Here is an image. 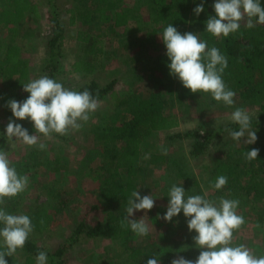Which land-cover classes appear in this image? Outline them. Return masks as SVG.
I'll use <instances>...</instances> for the list:
<instances>
[{"label":"rangeland","instance_id":"rangeland-1","mask_svg":"<svg viewBox=\"0 0 264 264\" xmlns=\"http://www.w3.org/2000/svg\"><path fill=\"white\" fill-rule=\"evenodd\" d=\"M32 1L39 7V16L38 18L27 16L19 26L17 37V44L22 49V56L29 63L31 74L29 81L22 82L21 86L13 89L15 93L18 92L21 95L22 101L30 95L23 90V85L37 79V75L42 70L47 53V43L51 36L48 0ZM214 3L215 0H211L210 11L213 16H215ZM88 4L91 9L92 3ZM88 4L83 3V0H57L60 18L67 31L62 58L64 71L59 75L58 82L75 91H78L91 78L71 73L72 65L86 55V50L82 48L81 42L77 39L78 32L84 30L92 34L104 33V27H98L91 22L87 23L88 21L80 15L89 11ZM126 4L131 6L133 1L127 0ZM70 10H74L76 16L80 15L73 24H71ZM142 14H146L145 10ZM253 23L255 24L254 20ZM244 25L246 21H241V26ZM118 32V34L111 33L107 37L110 61L107 62L105 69L96 73V77L103 84L113 79L118 80L115 96L100 102L98 109L90 114V119L87 122H81L82 127L79 130L70 129L66 135L51 134L50 138L35 133L39 137L37 145L28 146L17 140L10 142L4 149L8 153L12 166L17 170L24 169L23 162L27 165L25 173L19 172L21 176L26 175L29 178V183L26 190L18 194L22 204L16 215L31 213L43 208L55 215L49 231L32 235V239L49 252H56L62 246L67 245L78 223L84 222L89 228L99 225V236L82 235L72 247H67L66 264H146L148 260L146 256L150 254V251L157 249L160 255L159 245L165 243L161 241L163 235L174 241H180L190 233L187 227L188 218L184 216L183 211L173 217L171 222L162 218L169 202L168 190L173 185L171 181L166 180L171 174L174 177L172 181L176 180L178 186H182L188 196L206 195V198L216 202L221 197L238 199L240 203L237 213L243 216L245 224L234 231L233 246L244 244L252 249L257 257L264 256V200H257L254 194L247 195L240 188L218 193L210 185L213 169L219 160L229 161L233 166L237 165L239 170L251 162L247 161L245 156L247 151L255 147L257 141L246 145L245 137L241 142H236L224 128L236 124L231 120V114L237 107L245 109L251 116V121L257 119L260 111L259 104L235 98L233 106L228 107L223 102L215 101L210 93H200L202 96L198 100L185 99L182 95L190 90L182 83L177 86L175 93L167 94L152 84L150 72L147 70L149 62L147 56L155 58L157 51L152 49L150 54L141 51L142 59L146 61L132 64L129 58L135 56L138 47L124 49L118 39L121 32ZM7 36L6 30L0 28V39H7ZM257 81L261 83L259 79ZM8 86V81L0 72V92ZM136 94L167 95L168 101L164 112L179 116L181 125L171 131L154 132L147 138L145 142L147 153L148 151L163 153L165 149L167 150V154H164L167 163L163 168H145V172L138 174L136 180L141 196L152 194L155 203L151 210L134 211L131 218L144 217L150 231L146 236H138L132 230L128 234L124 227L121 228L123 231L121 236L116 221L127 217L128 201L109 200L107 191L100 188L101 182L98 179L101 175L103 177L105 172L99 169L107 162V156L103 145L96 140L95 133L101 129V124L121 123L120 117L123 110L115 108L116 96ZM9 119L0 97V137L6 136ZM16 123L26 129L34 126L29 119L16 120ZM251 129L256 130L253 127ZM195 131H199L202 137L207 132L218 134L208 145L207 150L198 157L191 154L193 138L185 137L186 134ZM177 134H182L183 137L170 138ZM256 134L258 137L257 130ZM39 143L45 144L46 148L40 150ZM32 152L38 153L40 163H34L30 159ZM56 168L60 171L57 172ZM247 180L248 177L244 176L239 185L243 186ZM181 183L182 185H179ZM105 195L109 200L106 206L102 199ZM212 196L215 198L211 199ZM182 216L183 219L180 218ZM0 242L3 243L2 238ZM255 249L258 251L254 252ZM135 250H140L142 256L136 262L128 261L126 258ZM13 256L21 262L24 261L21 249H18ZM47 264H49L48 260Z\"/></svg>","mask_w":264,"mask_h":264},{"label":"trees","instance_id":"trees-1","mask_svg":"<svg viewBox=\"0 0 264 264\" xmlns=\"http://www.w3.org/2000/svg\"><path fill=\"white\" fill-rule=\"evenodd\" d=\"M133 5L128 6L127 0H83V3H92V8L83 15L85 21L91 20L98 27H104V33L92 34L84 30L78 32V41L82 48L86 50V55L72 66L71 73L79 76H89L90 81L82 85L78 91L89 90L99 102L105 101L109 97L115 96L118 80L113 79L103 84L96 77V73L106 68L110 61L108 51L105 48V39L109 34H118V39L124 49H133L138 47L135 56L130 57V63L138 64L142 59L141 51L150 54V50L155 49L157 55L155 58L147 56V70L150 72L152 84L167 92L173 94L177 91V86L181 83L178 78L170 75L168 64L170 63L166 55V46L160 36L163 30L172 24L173 27L181 33L198 34L199 38L207 42L208 48L216 47L221 54L228 59V67L225 69L222 79L227 87L236 93L235 98L242 99L250 103L259 104V114L257 119L251 121V127L258 132V139L254 148H258L259 155L257 159L252 160L247 166L238 169L229 161L219 160L213 169L210 185L213 187L218 176L227 177V184L217 190L218 193H225L227 190L240 188L247 195L254 194L257 200H264V24L256 23L258 18L254 17L255 26L252 28L241 26L239 30L230 33L227 37L221 35L215 37L206 31V21L211 14V0H131ZM203 2L204 11L197 16L193 9ZM264 7V0H260ZM49 23L51 26V36L47 43V53L42 70L37 75H47L58 81V77L63 73L64 68L62 58L64 56V46L66 40V27L61 22V14L57 6V0H48ZM90 5L88 4V9ZM145 10V15L142 12ZM74 10H70L72 15ZM38 18L39 7L32 0H0V28L5 29L7 39H0V72L8 81V88L0 92L1 101L11 119L10 108L6 105L8 101L15 99L22 102V97L13 89L21 86L22 82L30 80L29 63L22 56V49L17 44L19 36V26L25 21L27 16ZM74 23L75 17H72ZM95 21V22H94ZM150 57V58H149ZM152 64V65H150ZM260 80L259 83L257 80ZM197 92L186 91L182 98L198 100L202 95ZM115 108L122 109L123 113L120 119L121 123L101 124V129L96 132V140L104 147L107 162L100 166V171L105 174L100 176V188L106 190L109 200L114 202L128 201L131 192L138 190L136 182L138 174L145 172V168H163L167 163L166 156L160 151H148L146 140L154 132L171 131L179 128L181 120L176 114H167L164 112L165 104L168 101L167 95L150 94L143 96L136 94L132 96L117 97ZM117 110V109H116ZM29 134H35L33 127L27 128ZM226 129L239 130V125H230ZM227 134L228 131H226ZM40 134V133H39ZM56 134L57 133H52ZM41 135V134H40ZM218 134L207 132L202 137L199 131L190 132L185 137H191L194 140L192 145L193 156H200L206 150L209 144ZM182 134L170 136L171 139L182 138ZM17 141L13 138L9 140L7 136L0 137V149H5L10 142ZM242 141V139H241ZM240 141V142H241ZM147 157V158H146ZM30 159L34 163H40L38 153L32 152ZM26 171V162H23ZM16 169V168H15ZM17 170V169H16ZM57 172L60 170L55 169ZM17 170V173L20 172ZM99 172V171H98ZM21 173V174H22ZM20 175V174H19ZM173 175V174H172ZM23 176V175H22ZM248 177L247 183L239 185L242 178ZM171 174L166 180L172 181ZM179 177V176H177ZM174 178V177H173ZM214 188V187H213ZM215 189V188H214ZM102 190V191H103ZM169 191V190H168ZM188 196V195H186ZM106 195L103 204L109 203ZM215 197H211L214 199ZM102 203V201H100ZM22 201L17 196L5 198V204L2 206L9 213L16 215L20 209ZM59 206V202H58ZM34 225L33 232L29 235L25 245L21 249L24 261L21 262L14 256L5 257L8 264H36V257L39 252L47 253L49 264H66L65 255L68 246L72 247L82 235L95 237L100 235L99 225L89 228L84 222L77 224L67 245L62 246L56 252H49L38 245L32 239L33 233H45L49 231L55 220V215L46 208L27 213ZM183 219V216L180 217ZM112 220L114 218H111ZM125 218L117 219L121 236L120 222ZM186 222V221H185ZM3 224H0V228ZM128 234L131 231L130 226L126 227ZM194 231V230H193ZM190 232L182 238L181 241L169 240L163 235L161 241L165 242L159 245L158 250L150 251L146 259L159 258L160 264H169L175 256H183L189 260H195L199 254V248L196 247L193 237L195 232ZM127 234V235H128ZM157 245V243L155 244ZM0 250H5L3 243L0 242ZM177 252V253H176ZM142 253L140 250L133 251L126 259L136 262Z\"/></svg>","mask_w":264,"mask_h":264},{"label":"clouds","instance_id":"clouds-1","mask_svg":"<svg viewBox=\"0 0 264 264\" xmlns=\"http://www.w3.org/2000/svg\"><path fill=\"white\" fill-rule=\"evenodd\" d=\"M215 16H209L206 21V31L215 37H227L241 27V21H246V27H254L256 23L264 24V7L260 0H215L213 5ZM204 11L203 2L197 5L193 12L199 16ZM166 46V55L170 61L167 65L170 75L179 79L183 86L192 93H210L217 102L225 106L234 104L236 93L230 90L222 79L228 67V59L216 47L208 48L207 42L199 38L198 34H181L177 28L169 24L160 36ZM23 90L30 95L22 102L15 99L8 101L14 119H9L6 126V136L22 141L25 145L35 146L39 137L29 134L28 129L16 120L29 119L33 123L36 133L45 137L52 133L68 134L69 130H79L81 122H87L90 114L100 106L99 100L89 90L82 92L71 90L47 75H42L23 85ZM231 120L239 125V130L226 129L230 137L240 142L242 138L246 145L254 144L258 137L256 130L251 129V116L248 112L237 107L231 114ZM40 150L46 145L39 143ZM259 149L247 151L245 159H257ZM163 154H167L165 149ZM147 158V157H146ZM228 180L224 175L217 177L213 187L222 189ZM29 178L17 173L9 159L7 151L0 149V238L5 250H0V264H8L5 257L13 256L18 249H22L34 225L28 215L9 214L4 207L5 198H12L24 192ZM179 185H182L179 184ZM167 210L162 217L171 222L173 217L181 211L187 219L189 231H195L193 237L196 247L201 249L195 260L178 256L171 264H264V256L257 257L244 244L233 246L234 231L245 224L243 216L237 213L240 201L221 197L218 202L201 195L186 196L182 186L173 184L168 193ZM155 199L152 194L141 196L138 190L131 192L128 199L127 217L121 221V227H129L138 236L149 234L150 227L144 217L134 219V211L151 210ZM36 264H47V253L39 252ZM146 264H160V260L153 257Z\"/></svg>","mask_w":264,"mask_h":264},{"label":"crops","instance_id":"crops-1","mask_svg":"<svg viewBox=\"0 0 264 264\" xmlns=\"http://www.w3.org/2000/svg\"><path fill=\"white\" fill-rule=\"evenodd\" d=\"M90 10V9H89ZM71 13V12H70ZM71 15H72V13H71ZM81 15V14H80ZM80 15H78V16H76L75 15V13L71 16V19H72V17H75V20H76V18L77 17H79ZM81 16H83V15H81ZM61 20V19H60ZM61 22L63 23V21L61 20ZM90 22H92L91 20H88V22L87 23H90ZM95 22V21H94ZM74 23H75V21H74ZM64 24V23H63ZM71 24H73V22H72V20H71ZM67 32V31H66ZM66 38H67V34H66ZM105 48H106V50H107V39H105ZM74 65V64H73ZM72 65V66H73ZM169 240H173L172 238H170ZM182 240V239H181ZM180 240V241H181ZM252 250V249H251ZM256 251H258V249H255L254 250V252H256ZM177 253V252H176ZM176 258L178 257V256H175ZM169 264H171V261L169 262Z\"/></svg>","mask_w":264,"mask_h":264}]
</instances>
